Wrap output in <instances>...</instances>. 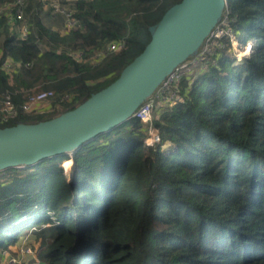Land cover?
<instances>
[{"label": "trees", "instance_id": "trees-1", "mask_svg": "<svg viewBox=\"0 0 264 264\" xmlns=\"http://www.w3.org/2000/svg\"><path fill=\"white\" fill-rule=\"evenodd\" d=\"M57 1L59 11L0 0V100L19 112L0 127L52 118L108 86L180 2ZM223 17L258 41L242 65L227 35L216 39L182 78L181 100L81 147L71 181L67 155L0 172V252L33 228L40 264H264V0H227ZM42 91L53 93L47 106L23 112ZM150 125L160 140L145 146Z\"/></svg>", "mask_w": 264, "mask_h": 264}, {"label": "water", "instance_id": "water-1", "mask_svg": "<svg viewBox=\"0 0 264 264\" xmlns=\"http://www.w3.org/2000/svg\"><path fill=\"white\" fill-rule=\"evenodd\" d=\"M227 0H180L117 79L75 108L34 123L0 127V172L76 152L135 117L138 107L183 61L194 56L222 19ZM63 167V166H62ZM76 165L71 172L73 176Z\"/></svg>", "mask_w": 264, "mask_h": 264}, {"label": "built area", "instance_id": "built-area-1", "mask_svg": "<svg viewBox=\"0 0 264 264\" xmlns=\"http://www.w3.org/2000/svg\"><path fill=\"white\" fill-rule=\"evenodd\" d=\"M49 0V4L54 8V11H59L60 7L57 0ZM224 14V13H223ZM68 15V14H66ZM17 18H21V13L17 15ZM225 18V17H224ZM223 20V16L222 19ZM221 22V21H220ZM219 24L213 29L210 35L206 38L203 45L208 44V48L204 51H199L192 57L180 63L158 86V88L153 92V94L146 99L136 110L135 117L141 120L143 123L150 124L153 119V112L158 106L164 107L169 106L179 100H181V88L180 82L183 77L191 75V73L200 66L205 55L214 53L216 48H220L221 44L217 42L216 39H220L222 36L227 35L223 33V29ZM70 25H74V20H69ZM19 30L26 34V28L23 26L19 27ZM229 30V29H228ZM230 31V30H229ZM232 36V34H229ZM228 37V35H227ZM232 42V40L229 38ZM232 47H233V43ZM252 44V43H251ZM249 43L248 49L252 50V47ZM202 45V46H203ZM121 44L115 43L109 46V49L112 51L120 49ZM53 96L51 91H42L28 98L26 102L22 105L21 109L23 112L38 111L47 106L46 100ZM18 110L15 108L9 97H6L4 100H0V122L6 123L18 116ZM156 132L155 135L153 133ZM149 137L145 140L146 144L154 145L159 142V131L155 126L150 125L148 129Z\"/></svg>", "mask_w": 264, "mask_h": 264}, {"label": "rangeland", "instance_id": "rangeland-1", "mask_svg": "<svg viewBox=\"0 0 264 264\" xmlns=\"http://www.w3.org/2000/svg\"><path fill=\"white\" fill-rule=\"evenodd\" d=\"M51 4H52V0ZM49 4H46L45 9H48ZM0 9H1V5H0ZM49 14V13H48ZM46 23H51L54 22L55 27L57 29H60L63 32V20L62 18H60L59 16H46L44 17ZM228 23L226 20V17H223V20H221L220 22V27L219 30L222 28L223 29V33L228 35V38H230L232 40V42L230 41V44L233 43V47H232V51H231V55L234 58L233 59V66H240L243 64V60L245 57H249L252 52L254 51L255 47L257 46L258 41L256 39H247L245 41H242L243 36L244 35H237L235 33H233L232 31H229V27H228ZM227 26L228 28L226 29ZM229 34H232V36H229ZM223 37V36H222ZM249 43L251 44L250 47H252L251 49H248V45ZM208 48V44L207 45H203L201 46V48L199 49V51H204L205 49ZM201 67L196 68L191 74H196L197 72H199V69ZM160 106H158L155 110V112L158 111V108ZM149 137V133H147L146 138L144 139V144L145 146H151L146 144L145 140ZM174 147V145H172L170 142H166L161 146V150H163L164 152L168 149H170L169 151L172 150V148ZM63 160L61 162V166H63V172L65 174V177L68 181H71V174L67 172V166L70 164L68 163L66 166L64 164ZM72 161V160H71ZM73 162V161H72ZM74 167V166H72ZM74 169V168H73ZM32 229L31 228L29 230V232H27L26 234H23L19 237L18 241L16 242V244L10 246L11 247V251L10 252H15V254H11L8 250H6L5 252H0V264H34L32 263L33 261L35 262V260H39L37 257V249H38V240L34 241V234H32ZM25 238H27L26 240H24ZM28 238H31L30 240H28ZM24 240V241H23ZM9 247V248H10ZM3 253H5L3 255ZM40 262V260H39Z\"/></svg>", "mask_w": 264, "mask_h": 264}, {"label": "crops", "instance_id": "crops-1", "mask_svg": "<svg viewBox=\"0 0 264 264\" xmlns=\"http://www.w3.org/2000/svg\"><path fill=\"white\" fill-rule=\"evenodd\" d=\"M33 236H34V241H36L37 239H36L35 235H33ZM26 239H27V238H25L24 240H26ZM30 239H31V238H28V240H30ZM24 240H23V241H24ZM10 249H11V247L8 249V251H9ZM10 251H11V250H10ZM10 251H9V252H10ZM3 252H5V251H3ZM10 253L13 254V255L15 254V252H13V251L10 252ZM4 254H5V253H3V255H4ZM32 263H34V264H40L39 260H35V262L33 261Z\"/></svg>", "mask_w": 264, "mask_h": 264}, {"label": "bare ground", "instance_id": "bare-ground-1", "mask_svg": "<svg viewBox=\"0 0 264 264\" xmlns=\"http://www.w3.org/2000/svg\"><path fill=\"white\" fill-rule=\"evenodd\" d=\"M155 134H156V132L153 133V135H155ZM69 160H71V159L69 158ZM72 166H74V163H73V162H71V163L67 166V169H69V170H67V172L70 173V174H71V172H72V170H73V168H74V167H72Z\"/></svg>", "mask_w": 264, "mask_h": 264}]
</instances>
